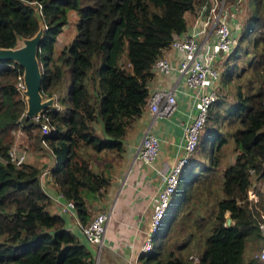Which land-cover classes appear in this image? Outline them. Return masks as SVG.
<instances>
[{
    "label": "trees",
    "instance_id": "obj_1",
    "mask_svg": "<svg viewBox=\"0 0 264 264\" xmlns=\"http://www.w3.org/2000/svg\"><path fill=\"white\" fill-rule=\"evenodd\" d=\"M245 2L248 14L237 44L223 61L220 94L195 150L198 160L191 158L184 166L153 235V247L139 255L141 264H259L252 254L244 261L243 253L246 242L251 241L255 250L264 242L259 213L264 199V0ZM203 3L0 0L1 47H13L19 36L33 35L42 20L41 92L45 97L57 94L58 103L44 111L51 131L42 133L39 122L24 115L26 102L16 86L22 67L12 60L0 62V264H95L63 217L50 212L51 199L39 179L41 164L16 165L10 160L12 130L20 127L33 150L48 149L53 159L49 171L58 191L74 201L79 220L88 221V201L100 200L111 184L110 176L91 158L90 148L122 155L124 137L146 107L153 62L186 29V13L196 12ZM70 9L77 14L76 32L57 47ZM66 70L68 88L60 98ZM228 139L235 155L220 172L218 152ZM196 164L218 176L209 177L206 186L219 182L223 197L210 213L207 208L206 223L195 227L203 232L209 227L206 235L199 236L192 253H183L169 249L167 233L179 216L184 222L192 216L188 210L178 213L176 207L196 180L197 175H190ZM251 186L259 196L258 207L248 198Z\"/></svg>",
    "mask_w": 264,
    "mask_h": 264
},
{
    "label": "built area",
    "instance_id": "obj_2",
    "mask_svg": "<svg viewBox=\"0 0 264 264\" xmlns=\"http://www.w3.org/2000/svg\"><path fill=\"white\" fill-rule=\"evenodd\" d=\"M240 1L238 0V3ZM229 8L230 5H226V0H204V3L195 12L192 24L190 23L189 27H186L182 33L176 35L170 41L169 47L179 54L176 61L162 55L152 64V72L155 74L158 73V75L166 77L172 71H175L183 79L185 85L192 90L195 112L184 127L181 154L177 156L172 164L156 168L160 187L151 197L149 225L144 241L140 246L141 253L148 252L153 247V235L168 209L184 166L189 162L198 146L204 125L209 119L211 107L220 94V59L235 47L239 38L238 35L235 36L232 32L233 28L238 29L240 25L237 18L239 15L238 12ZM218 54H221V57ZM16 86L20 92L25 87L22 72L17 75ZM176 106L177 99L172 90L157 87L149 91L147 107L155 118H164L170 115L176 109ZM34 120L39 122L42 133L51 131L48 117L44 112L35 117ZM20 129V127L13 129L12 134H18ZM42 143L46 145L45 141H42ZM158 147L159 140L157 136L151 131H145L136 147L135 161L152 165ZM8 155L16 165L26 160L25 149L16 143L11 144ZM47 172H50L49 168H43L39 174L42 187V180ZM44 191L47 192V189H44ZM49 197L60 212L65 213L70 209H75L74 201L64 197L59 191ZM258 200L257 197L253 198L256 206ZM259 212L264 219V204ZM109 214V210H98L86 222L79 220L76 214V223L81 234L87 243L95 245L99 251L103 246V237ZM225 223L228 224V221ZM262 226H264V222ZM257 258L260 264H264V242L257 253ZM135 264H138V262L136 261Z\"/></svg>",
    "mask_w": 264,
    "mask_h": 264
},
{
    "label": "crops",
    "instance_id": "obj_3",
    "mask_svg": "<svg viewBox=\"0 0 264 264\" xmlns=\"http://www.w3.org/2000/svg\"><path fill=\"white\" fill-rule=\"evenodd\" d=\"M185 17L187 27H189L195 18V12L186 13ZM240 30L241 26L239 25L238 29L233 28L232 32L235 36L238 35L239 37ZM178 55V52L169 46L163 50V56L173 61H176ZM218 56L221 57V54H218ZM226 56L220 59L221 67ZM153 74L152 79L149 81V91L157 87L172 90L177 99V106L170 115L164 118H155L150 113L146 104L143 113L136 119L134 126H131V129L124 137V152L122 155L117 156L114 153L105 152V155L109 158L114 157L118 159L117 170L120 169V175L116 173V177L112 180L102 200H91L87 203L89 211L88 219L98 210L110 211L101 251L95 245L87 243L81 234L76 223L75 209H70L64 213L60 212L52 201L49 205V210L50 206L54 208V211L50 210V212L60 214L64 219L65 226L74 233L80 242L87 246L94 257L95 264H135L138 261L139 249L148 230L151 197L160 187L156 168L172 164L177 156L181 154L184 127L195 112L192 90L185 85L183 79L175 71H172L166 77L158 75V73ZM96 126L98 133L102 135L101 124L98 123ZM147 130L153 132L159 140L157 155L152 165L135 161L136 147ZM13 135L14 140L12 143L23 147L24 145L20 142V138L22 137V142L26 144L24 139L26 134L23 130L20 129L18 134ZM23 148L25 149L26 147L24 146ZM30 149L28 146L27 151H30ZM31 150L32 154L30 155L31 151L28 152L26 161L40 163L42 168H49L53 163V159L47 154V150ZM47 155L48 158L46 157ZM224 155V159L227 162L221 163L222 159L219 160L218 169L220 172H223L226 165L233 161L235 152L230 151V153H224ZM192 158L198 160V151L193 153ZM43 165H46V167H43ZM196 166H199V164H196ZM42 183L43 188L47 189L46 193L49 196L58 192L50 172L44 175ZM256 183L261 185L260 181ZM216 193L217 198L223 197L219 190ZM255 197L258 198V194L251 186L248 189V198L253 200ZM204 208L200 204L197 212L202 213ZM225 215L227 216L228 212ZM139 264H141L140 261Z\"/></svg>",
    "mask_w": 264,
    "mask_h": 264
},
{
    "label": "rangeland",
    "instance_id": "obj_4",
    "mask_svg": "<svg viewBox=\"0 0 264 264\" xmlns=\"http://www.w3.org/2000/svg\"><path fill=\"white\" fill-rule=\"evenodd\" d=\"M236 3L238 4V8H237ZM226 5H230L229 9H232L233 11L238 12L239 16L237 18L239 19L240 26L242 28L243 22L245 21L244 19L246 18L247 14H248V11L246 10L245 0H241L240 3H238V0H226ZM233 7H234V9H233ZM68 15H69L68 16L69 21L64 26L63 30L61 31V33L58 36L57 45H56L57 47L68 42V40H70L76 32L75 22L77 19V14L74 10L70 9ZM231 51L227 54V56H229ZM222 69H223V62H222V67L220 68V71H222ZM63 80L65 82V85L63 87V91H61L59 93L60 98H62L65 95V92L68 88L69 79H68L67 70L64 71ZM55 95L57 97V94H55ZM229 96L230 95L228 94V97ZM225 101H228V100L226 99ZM56 103H57V101H56ZM226 104H229V102H226ZM57 106H58V103H57ZM59 106H62V105L59 104ZM135 121H136V119L133 121L132 127L134 126ZM211 123H212V121H210L208 124H211ZM229 127L230 126L226 125L225 129L229 128ZM130 129H131V127L128 129V131ZM206 131L207 130H205L204 132L206 133ZM26 138L27 137L24 136L26 144L32 149V146L29 144V141H27ZM22 139L23 138L21 137L20 142L22 143V145H24L26 147L25 148L26 156L28 155V152H30V151H31L30 152V155H31L32 150L30 149V151H27L28 146L26 144H24V142H22L23 141ZM224 144L225 145L220 147L219 152H218V158L222 159L221 163L227 162L226 159H224L225 158L224 153L228 154V153H230V151H234L233 150V141L231 139H228V141ZM42 150H44V148ZM47 151H48V149H47ZM90 152H91L90 156H91V158H93V161L100 164L98 166L102 167L103 171L105 173H107L108 176H110L111 182L116 177V173H117V175H120V173H119L120 169L117 170L118 163H119L117 161L118 159H116L114 157L109 158L108 156L105 155L106 151L96 152L90 148ZM46 157L48 158V155ZM43 167H46V165H43ZM190 175L191 176L197 175L196 180L191 184L188 195L183 194V202H181V203H179V201L177 202L176 209H177V212L180 214L187 213V210H188V212L190 211V213L193 212L192 216L190 215L189 218L187 219V221H185V222H184L182 216H179L177 223L175 225H172L171 229H169V231L167 233L169 235V240H168L169 249L173 248L174 250L181 251L183 253L187 252L188 250H189L188 251L189 253H192L193 252L192 248H194L196 246V243L198 244L199 236L200 235H202V236L206 235L207 229L209 227L204 229V232L202 230H199L198 228L196 230L195 227H196V225H202V224L206 223V221H207V208L209 209V213H210L211 209L214 207V205H213L214 202L217 199H219V198H217L216 192L219 190V192H221V194H222L219 182L217 184H212L210 186H206L207 182H210L209 177L212 179H213V177H214V179L218 177L217 175L212 174L211 169H202L201 166H196L190 171ZM222 196H223V194H222ZM100 200H102V198ZM200 204L205 208L203 209L202 213H200V212L195 213V211H193V210L196 207L200 206ZM263 204H264V199H263ZM87 207H88V205H87ZM50 210L54 211V208L50 206ZM200 216H201V218H200ZM195 219L198 221L196 222ZM200 232L201 233L203 232V233L199 234ZM252 245L253 244L251 243V241L246 242L245 250L243 253L244 261H247L249 258V255H251V254L254 257L257 256L259 249L255 250V249L251 248ZM175 246H178V247H175ZM198 247H200V246L198 245ZM166 254L167 253H165L163 255L164 258L166 257ZM193 255H195V254H193ZM192 259H194V258H192ZM259 264H260V262H259Z\"/></svg>",
    "mask_w": 264,
    "mask_h": 264
},
{
    "label": "water",
    "instance_id": "obj_5",
    "mask_svg": "<svg viewBox=\"0 0 264 264\" xmlns=\"http://www.w3.org/2000/svg\"><path fill=\"white\" fill-rule=\"evenodd\" d=\"M39 13V12H38ZM37 31L29 36H19L17 43L13 47L0 46V62L12 60L22 67V78L25 87L21 90L26 108V118L40 116L48 107H56L55 95L44 97L41 92L42 65L40 63L38 52L40 41L45 29L41 19H39ZM228 223L230 218L227 219Z\"/></svg>",
    "mask_w": 264,
    "mask_h": 264
},
{
    "label": "clouds",
    "instance_id": "obj_6",
    "mask_svg": "<svg viewBox=\"0 0 264 264\" xmlns=\"http://www.w3.org/2000/svg\"><path fill=\"white\" fill-rule=\"evenodd\" d=\"M38 12H40L39 10H38ZM233 50V49H232ZM227 57V56H226ZM55 95V94H54ZM55 97H56V95H55ZM56 101H57V99H56ZM56 101H55V103H56ZM56 105H57V103H56ZM46 110V109H45ZM44 110V111H45ZM24 115H25V112H24ZM203 132V131H202ZM191 158H192V156H191ZM190 158V159H191ZM258 199H259V196H258ZM260 202V199L258 200V202L257 203H259ZM263 207V206H262ZM259 209H261V208H259ZM141 254V252H140V249H139V255ZM139 257V256H138ZM138 262V264H139V260L137 261Z\"/></svg>",
    "mask_w": 264,
    "mask_h": 264
}]
</instances>
